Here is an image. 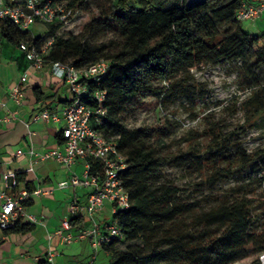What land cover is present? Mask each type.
<instances>
[{
	"label": "trees",
	"instance_id": "16d2710c",
	"mask_svg": "<svg viewBox=\"0 0 264 264\" xmlns=\"http://www.w3.org/2000/svg\"><path fill=\"white\" fill-rule=\"evenodd\" d=\"M62 1L80 11L88 0ZM244 2L248 0H176L173 5L162 0H105L98 16L79 34L67 37L57 34L61 25H51L44 34L32 36L10 21L0 22V39L5 45L18 48L24 41L39 48L52 37L43 58L46 66L63 62L83 69L101 59L110 63L99 83L88 82L89 97L83 101L106 110L103 125L92 121V128L106 138L119 136L117 146L127 164L120 176L129 207L114 214L112 220L123 235L122 241L141 244L120 250L118 239L103 246L108 264H235L264 254V230L258 232L254 227L250 200L235 197L199 208L183 201L181 189L166 179L164 171L169 163L187 166L190 162L188 166L199 171L210 163L211 173L193 186L211 185L243 174L250 166L257 167L259 159L264 161V149L247 154L240 143L231 144L213 128L203 151L193 148L166 158L153 146L149 132L127 129L122 122L126 106L147 94H156L163 103L203 99L204 86L195 82L192 70L240 62L238 76L250 87L243 103L246 124H264V33L250 34L235 19ZM108 32L112 38L102 40ZM19 58H26L25 53ZM96 91L105 92L101 104L91 97ZM33 93L41 99L39 87ZM261 173L264 179V171ZM16 183L13 193L21 185L29 193L34 191L25 173L16 174ZM31 204L29 199L23 202L24 207ZM74 221L70 219V223ZM28 229V224L18 222L9 232Z\"/></svg>",
	"mask_w": 264,
	"mask_h": 264
},
{
	"label": "built area",
	"instance_id": "2783aa9c",
	"mask_svg": "<svg viewBox=\"0 0 264 264\" xmlns=\"http://www.w3.org/2000/svg\"><path fill=\"white\" fill-rule=\"evenodd\" d=\"M79 12L68 8L66 2L62 0H0V22L10 21L20 30H27L36 23L46 26H62L70 22ZM262 16H264V0H258L256 3H242L235 14V19L256 22ZM52 43V37L39 48L21 41L18 49L25 53L26 59L31 62L35 71H41L47 67L51 75L67 85L70 99L60 110L64 120V126L60 131L61 146L45 152H34L32 147H29L26 152L17 151L16 156L27 154L34 163L53 159L68 170L77 161H81L82 175L79 177L73 172L69 182H60L57 186L60 189L76 186L88 189L86 203L82 205L77 201H72L69 211L73 216L85 214L89 218L90 225L77 234H73L69 219L64 218L60 227L52 234H48V240L56 236L62 244L71 245L76 239L86 238L90 240L96 254L103 246L114 240L123 239L112 216L129 207L128 193L120 176L121 172L127 168V164L125 156L117 146L119 136L106 138L102 132L92 128V121L97 126L103 125L107 113L105 109L89 107L83 101L89 97L88 82L99 83L107 74L110 63L101 59L83 69H77L63 62H53L46 66L43 58L48 54ZM27 80L28 74H22L19 82L10 89V98L17 105L21 104L24 99L22 84ZM91 97L101 104L105 100V92L96 91ZM35 119L46 122H58L59 120L56 114H51L48 110L38 113ZM3 181L5 186L3 189L0 188V231L6 234L18 222L38 223L37 218L27 212L23 202L30 199L32 195H39L41 190L36 189L29 193L23 189L16 195L8 194L7 189L12 190L16 187V174L6 172L3 175ZM107 203L110 205V219L105 223H100L97 215ZM55 256L56 253L49 248L47 251L49 264H56Z\"/></svg>",
	"mask_w": 264,
	"mask_h": 264
},
{
	"label": "rangeland",
	"instance_id": "374dc122",
	"mask_svg": "<svg viewBox=\"0 0 264 264\" xmlns=\"http://www.w3.org/2000/svg\"><path fill=\"white\" fill-rule=\"evenodd\" d=\"M166 5L175 4L176 0H162ZM105 0H88L86 6L57 31L62 37L79 34L92 17L99 15L100 7ZM241 28L250 34L264 33V16L256 22L241 21ZM49 26L33 24L28 29L32 35L45 33ZM112 38L108 32L102 40ZM15 54L21 55L17 47L5 45ZM240 62L234 65L220 62L192 70L195 82L204 86L203 99H196L193 103L185 98L173 102L163 103L156 94H147L135 104H128L122 115L123 125L127 129L142 128L152 136L153 146L163 157L171 158L180 153H186L197 148L203 151L209 142L211 129L227 137L231 144L240 143L247 154L264 149V124L248 126L244 101L250 95V87L246 86L238 76ZM238 100L234 105L235 100ZM235 107V111L233 109ZM234 149H231V154ZM257 167H248L243 174H235L225 181L215 184L193 186L203 182L211 173L212 165L207 164L203 171L182 163H169L164 171L167 180L181 189L183 201L196 205L199 208H208L219 201L245 197L251 201L250 209L254 216V227L260 232L264 230V161L259 159ZM221 167L224 165L221 164ZM141 244L126 243L121 240L117 246L124 250L129 245ZM97 260L94 264H108L109 256L102 250L97 251ZM264 254L251 255L235 264H261ZM92 262V263H91ZM93 264L91 260L89 262Z\"/></svg>",
	"mask_w": 264,
	"mask_h": 264
},
{
	"label": "crops",
	"instance_id": "0c3cea01",
	"mask_svg": "<svg viewBox=\"0 0 264 264\" xmlns=\"http://www.w3.org/2000/svg\"><path fill=\"white\" fill-rule=\"evenodd\" d=\"M257 1L248 0V3ZM19 56L6 48L0 39V188L5 186L3 175L6 172L25 173L26 180L31 182L34 190L39 189L41 193L32 195L29 199L31 206L25 207L28 213L37 218L38 223L24 222L29 226L24 232L5 234L0 231V264H49V248L56 253V264H90L91 260L94 264L97 254L89 239H76L71 245L62 244L56 236L48 240V234L58 229L64 218L75 220L71 223L73 234L90 225L85 214L73 216L69 211L72 201L82 205L86 203L88 189L79 186L60 189L57 186L60 182H69L73 172L79 177L82 175L81 161H77L68 170L53 159L34 163L27 154L16 156L17 151L26 152L29 147L34 152H45L61 146L62 140L58 136L64 120L60 110L70 99L67 85L51 75L47 67L35 71L31 62ZM24 73L28 74L27 82L22 84L24 99L17 105L10 98L9 92ZM35 87L40 89V100L33 93ZM43 110L56 114L58 122L36 120L35 116ZM23 189L21 185L14 193L11 189L6 191L16 195ZM109 219L110 205L107 203L97 215V220L105 223ZM100 250L107 254L104 249Z\"/></svg>",
	"mask_w": 264,
	"mask_h": 264
},
{
	"label": "bare ground",
	"instance_id": "6f19581e",
	"mask_svg": "<svg viewBox=\"0 0 264 264\" xmlns=\"http://www.w3.org/2000/svg\"><path fill=\"white\" fill-rule=\"evenodd\" d=\"M261 264H264V256L261 257Z\"/></svg>",
	"mask_w": 264,
	"mask_h": 264
}]
</instances>
